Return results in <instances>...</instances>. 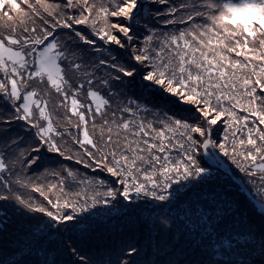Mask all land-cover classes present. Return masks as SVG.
Masks as SVG:
<instances>
[{
  "label": "snow or ice",
  "instance_id": "6c2138e0",
  "mask_svg": "<svg viewBox=\"0 0 264 264\" xmlns=\"http://www.w3.org/2000/svg\"><path fill=\"white\" fill-rule=\"evenodd\" d=\"M248 9L0 0V264H264Z\"/></svg>",
  "mask_w": 264,
  "mask_h": 264
},
{
  "label": "clouds",
  "instance_id": "9594fccd",
  "mask_svg": "<svg viewBox=\"0 0 264 264\" xmlns=\"http://www.w3.org/2000/svg\"><path fill=\"white\" fill-rule=\"evenodd\" d=\"M234 4H240L242 0H232ZM224 15L230 17L227 24L231 27L243 24L245 21L251 20L257 24L264 21V10H244L237 13L224 12Z\"/></svg>",
  "mask_w": 264,
  "mask_h": 264
},
{
  "label": "trees",
  "instance_id": "16d2710c",
  "mask_svg": "<svg viewBox=\"0 0 264 264\" xmlns=\"http://www.w3.org/2000/svg\"><path fill=\"white\" fill-rule=\"evenodd\" d=\"M174 2H175V0H174ZM165 5H159V4H157L155 7H158V8H161V9H163V7H164ZM113 19H115V18H113ZM182 26V25H181ZM77 27H83V26H77ZM179 27V26H178ZM234 55V54H233ZM239 59H243V57H240ZM55 101V93L53 92V102ZM153 102H156V101H150V103H153ZM261 127H264V125H261ZM68 163H72V162H68ZM76 167H80V166H76ZM100 175H101V173H100ZM103 176V175H102Z\"/></svg>",
  "mask_w": 264,
  "mask_h": 264
},
{
  "label": "rangeland",
  "instance_id": "374dc122",
  "mask_svg": "<svg viewBox=\"0 0 264 264\" xmlns=\"http://www.w3.org/2000/svg\"><path fill=\"white\" fill-rule=\"evenodd\" d=\"M156 6V5H155ZM165 7V6H164ZM163 7V8H164ZM158 8V7H157ZM160 27H164L163 25H160ZM168 27H171V26H168ZM55 102V101H54ZM78 166H80L81 168H82V166L81 165H78ZM84 171H86V172H88V171H90V170H87V169H85ZM101 175H105L104 173H101Z\"/></svg>",
  "mask_w": 264,
  "mask_h": 264
}]
</instances>
